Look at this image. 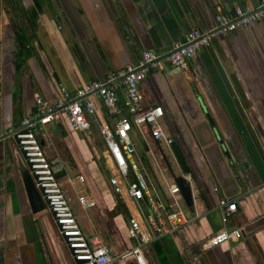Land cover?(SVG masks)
Masks as SVG:
<instances>
[{"label": "crops", "instance_id": "obj_1", "mask_svg": "<svg viewBox=\"0 0 264 264\" xmlns=\"http://www.w3.org/2000/svg\"><path fill=\"white\" fill-rule=\"evenodd\" d=\"M23 1L29 4L14 0L18 12ZM258 1L48 0L51 14H2L0 135L19 128L35 112L36 96L54 103L60 84L73 91L104 80L108 73L137 63L143 50L166 53L190 30L209 29L217 12ZM12 29L19 32L17 44L10 41ZM140 91L143 108L162 107V127L192 168L194 196L190 223L146 244V263L264 264V16L212 37L187 70L166 62L149 67ZM94 100L101 119L111 123ZM42 129L37 134L44 153L62 164L61 188V182L72 181L69 176L61 179L71 167L75 178L84 177V182L78 178L87 187L83 195L95 201L83 208L78 194L80 212L71 208L83 233L98 235L113 254L128 249L133 244L127 235L129 211L108 184L110 172L96 128L90 134L75 131L64 114L60 122ZM9 138L0 140V264H70L60 257L62 242L54 220L29 210L18 172L7 163ZM220 197L237 204L225 222L217 208ZM224 228H240L242 236L204 246L208 235ZM112 264L122 263L115 259Z\"/></svg>", "mask_w": 264, "mask_h": 264}, {"label": "built area", "instance_id": "obj_2", "mask_svg": "<svg viewBox=\"0 0 264 264\" xmlns=\"http://www.w3.org/2000/svg\"><path fill=\"white\" fill-rule=\"evenodd\" d=\"M263 16L264 0L254 6H235L228 13L219 11L209 29L190 30L162 59L159 58L164 53L146 49L141 52L137 63L108 73L104 80L88 82L73 91L60 84V97L54 103L41 96L35 97V112L24 117L19 128L11 130V138L18 140L25 161L30 163V172L36 176V186L42 189L43 197L49 201V209L55 213L53 220L70 264H111L115 259L122 264L129 259L135 264H147L142 252L146 244L173 234L190 223L180 189L164 165L162 153L164 156L166 153L161 142L174 155L171 148L173 138L166 134L161 123L163 109L158 105L141 106L140 83L149 67H161L163 62L187 70L197 52L210 45L212 37L244 28ZM120 90L123 91L122 98ZM95 98L111 123L101 119ZM64 114L73 130L90 134L95 127L101 138V156L110 172L108 184L123 198L129 211L127 235L133 244L123 252L113 254L98 235L83 233L58 180L62 164L58 158L49 159L43 151L37 131L48 123L60 122ZM135 138L141 139V149H138ZM148 140L154 142V147ZM176 163L180 170L176 175H180L182 170ZM184 176L190 181V174ZM78 178L84 182L82 175ZM78 200L83 208L95 205L94 199L88 195H81ZM236 205L228 198L218 199L217 208L223 222L236 211ZM241 236L240 228H224L208 235L203 244L205 247L216 246Z\"/></svg>", "mask_w": 264, "mask_h": 264}, {"label": "water", "instance_id": "obj_3", "mask_svg": "<svg viewBox=\"0 0 264 264\" xmlns=\"http://www.w3.org/2000/svg\"><path fill=\"white\" fill-rule=\"evenodd\" d=\"M166 55L167 53H164L159 59L164 58ZM11 134H12L11 130L5 132L4 134L0 135V140L11 137ZM12 139L15 142V147L13 149H11L10 147L9 149L7 148L6 157L7 159H9V157L10 158L12 157L14 159V163L17 168L18 175H19L31 214L35 217H38V216L49 213L52 219L55 220L56 218L55 213L53 212L52 209H49V201L47 200L46 197H43L42 189L36 186V176L30 172V163L25 161L24 151L21 148H19L18 140L15 137H12ZM171 148H172L174 158L180 165L182 174L176 175L170 168L166 160V157L164 156V153H162V156L166 162L169 173L171 174L172 178L174 179L175 183L178 185L180 189V193L185 202V205L188 208V211L190 213H193L194 212V196L192 192V187H191L190 181L187 179V177L184 176V175H189V174L191 175L192 168L189 165L186 155L183 153L182 148L179 146L176 140H173L171 144ZM57 225L60 227V224L57 223ZM126 264H135V263L131 259H129L126 261Z\"/></svg>", "mask_w": 264, "mask_h": 264}, {"label": "rangeland", "instance_id": "obj_4", "mask_svg": "<svg viewBox=\"0 0 264 264\" xmlns=\"http://www.w3.org/2000/svg\"><path fill=\"white\" fill-rule=\"evenodd\" d=\"M9 1V0H8ZM4 3V4H3ZM11 5H10V2H5V0H0V17L2 18V12H3V10L4 9H10L11 11H12V13H14V10H13V8L12 7H10ZM2 25H3V23H2ZM42 132V131H44L42 128H41V130H39V132ZM43 133V132H42ZM81 133V132H80ZM82 135V134H81ZM81 138H83V137H81ZM10 139V144H9V146H11V149H13L14 147H15V142H14V140L12 139V138H9ZM48 140V139H47ZM135 141H136V143H137V146H138V148L139 149H141L140 147L142 146V141H141V139L140 138H135ZM148 142H149V144L152 146V147H154V142L153 141H151V140H148ZM161 146H162V148H163V150H164V152L166 153L165 154V156H166V159H167V162H168V164H169V166H170V168L172 169V171L175 173V174H179L180 173V170H179V168H178V166H177V163H176V161H175V159H174V157L172 156V154L169 152V150H168V148L163 144V142H161ZM54 149V147L53 146H51V150H53ZM165 165V167H167V165L166 164H164ZM75 171H76V168H75ZM168 172H169V170H168ZM104 174H106V173H104ZM65 175H66V177L65 176H63L61 179H67V177L69 176L70 178H71V183H63V182H61V184L63 185L62 186V189H63V191H65V193H66V196H67V198L69 199V204H70V206H71V208L73 209V210H76L77 212H80V204L79 203H77V202H75V200H77V196H78V194H81V195H83V194H85V192H86V189H87V187H86V185L85 184H83V183H81L79 180H78V178H75V172H74V169L73 168H71V167H68V169H67V171H66V173H65ZM83 176V175H82ZM72 200L74 201L73 203H72ZM92 209V208H91ZM91 209H87V210H89V211H91ZM75 212V211H74ZM47 218L49 219V220H52V218H51V216H50V214L48 213L47 215ZM190 216V215H189ZM51 218V219H50ZM53 228V227H52ZM53 230L54 231H56V229H55V227L53 228ZM55 234H56V232H55ZM59 239V238H58ZM108 244H111L110 242H108ZM61 247V252H62V254H61V256L60 257H62L63 259H64V261L66 262V263H69V256H68V254H67V251H66V249L64 248V244L63 243H61V245H60ZM146 251V248L145 247H143V249H142V252H145ZM145 254V253H144ZM146 256V255H145ZM149 256L151 257V259H152V262L153 263H156V260L155 259H153L154 258V256H153V252L151 251L150 253H149ZM143 257H144V255H143Z\"/></svg>", "mask_w": 264, "mask_h": 264}, {"label": "flooded vegetation", "instance_id": "obj_5", "mask_svg": "<svg viewBox=\"0 0 264 264\" xmlns=\"http://www.w3.org/2000/svg\"><path fill=\"white\" fill-rule=\"evenodd\" d=\"M5 2H10V5H11L10 7H12L15 11H14V13H9V9H4L3 12H2V14H51L50 11H49V3H48V0H29V4H27V5L25 4L24 1L23 2H18L21 5V6L18 5L19 7H23L24 6V8H22V9L19 10V12H18V10L16 8L17 5L15 4L14 0H9V1L8 0H5ZM4 30H5V32L7 31L6 28ZM11 33H12V37L10 38V41L13 38V40H12L13 44L14 43L17 44L18 42H15L14 40H18L19 41V38H18L20 36L19 35V32H18V35H17L16 30L15 29L14 30L12 29V32ZM4 36L7 37V39H8V33L7 34H4ZM19 48H20V46H19ZM20 50H21V48H20ZM0 55H1V52H0ZM7 163H8V166L11 169H14L16 172H18L17 171V168L15 166V163H14V159L12 157L11 158L9 157Z\"/></svg>", "mask_w": 264, "mask_h": 264}, {"label": "trees", "instance_id": "obj_6", "mask_svg": "<svg viewBox=\"0 0 264 264\" xmlns=\"http://www.w3.org/2000/svg\"><path fill=\"white\" fill-rule=\"evenodd\" d=\"M58 176H59V174H58Z\"/></svg>", "mask_w": 264, "mask_h": 264}]
</instances>
